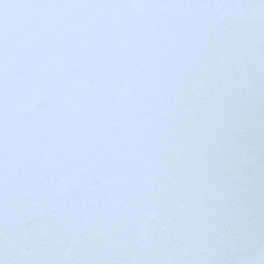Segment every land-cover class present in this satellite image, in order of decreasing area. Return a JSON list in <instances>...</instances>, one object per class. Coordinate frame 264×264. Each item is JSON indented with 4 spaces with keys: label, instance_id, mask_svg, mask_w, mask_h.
<instances>
[{
    "label": "snow or ice",
    "instance_id": "6c2138e0",
    "mask_svg": "<svg viewBox=\"0 0 264 264\" xmlns=\"http://www.w3.org/2000/svg\"><path fill=\"white\" fill-rule=\"evenodd\" d=\"M0 264H264V0H0Z\"/></svg>",
    "mask_w": 264,
    "mask_h": 264
}]
</instances>
